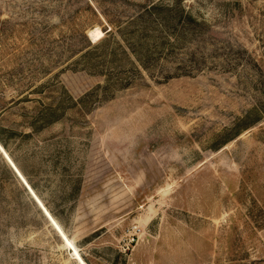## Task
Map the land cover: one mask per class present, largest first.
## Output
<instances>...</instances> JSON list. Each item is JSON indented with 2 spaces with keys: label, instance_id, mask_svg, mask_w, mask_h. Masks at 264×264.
Instances as JSON below:
<instances>
[{
  "label": "rangeland",
  "instance_id": "1",
  "mask_svg": "<svg viewBox=\"0 0 264 264\" xmlns=\"http://www.w3.org/2000/svg\"><path fill=\"white\" fill-rule=\"evenodd\" d=\"M0 137V264H264V0H0Z\"/></svg>",
  "mask_w": 264,
  "mask_h": 264
},
{
  "label": "bare ground",
  "instance_id": "2",
  "mask_svg": "<svg viewBox=\"0 0 264 264\" xmlns=\"http://www.w3.org/2000/svg\"><path fill=\"white\" fill-rule=\"evenodd\" d=\"M90 32V36H91V38L93 39V41H97V40H99V39H101L103 36H104V31L100 28V27H95L94 29H92V30H90L89 31ZM5 156L7 157V159L9 160V162L11 163V165L13 164L14 166H15V164L8 158V156L5 154ZM13 165H12V167H13ZM16 167V166H15ZM14 168V167H13ZM16 169L18 170V172H19V174L17 173V171L15 170V168H14V170L16 171V173L19 175V177L21 178V179H23L22 178V175H21V173H20V171H19V169L16 167ZM23 181H24V179H23ZM24 183L27 185V183H26V181H24ZM28 187H29V185H27ZM30 188V187H29ZM31 189V188H30ZM30 191V190H29ZM31 191H32V189H31ZM30 191V192H31ZM33 192V191H32ZM32 192H31V194H32ZM33 195V194H32ZM35 195V194H34ZM36 196V195H35ZM34 197V196H33ZM35 198V197H34ZM36 199V198H35ZM38 199V198H37ZM36 199V200H37ZM39 201V200H38ZM40 204V203H39ZM42 207V206H41ZM43 208V207H42ZM45 209V208H44ZM43 209V210H44ZM45 212H47L46 211V209L44 210Z\"/></svg>",
  "mask_w": 264,
  "mask_h": 264
},
{
  "label": "water",
  "instance_id": "3",
  "mask_svg": "<svg viewBox=\"0 0 264 264\" xmlns=\"http://www.w3.org/2000/svg\"><path fill=\"white\" fill-rule=\"evenodd\" d=\"M13 165V164H12ZM13 167L15 168V170L17 171V173L19 174L18 170L16 169V167L13 165ZM20 175V174H19ZM29 188V187H28ZM29 190L31 191V189L29 188ZM32 192V191H31ZM33 196L37 199V197L34 195V193L32 192ZM38 201V199H37ZM39 202V201H38ZM40 203V202H39ZM40 205L42 206V204L40 203ZM43 207V206H42ZM44 209V207H43ZM45 210V209H44Z\"/></svg>",
  "mask_w": 264,
  "mask_h": 264
},
{
  "label": "trees",
  "instance_id": "4",
  "mask_svg": "<svg viewBox=\"0 0 264 264\" xmlns=\"http://www.w3.org/2000/svg\"><path fill=\"white\" fill-rule=\"evenodd\" d=\"M0 140H1V137H0Z\"/></svg>",
  "mask_w": 264,
  "mask_h": 264
}]
</instances>
